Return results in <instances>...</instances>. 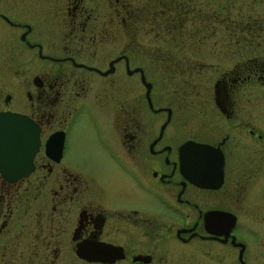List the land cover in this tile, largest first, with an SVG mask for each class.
<instances>
[{
  "label": "flooded vegetation",
  "instance_id": "obj_1",
  "mask_svg": "<svg viewBox=\"0 0 264 264\" xmlns=\"http://www.w3.org/2000/svg\"><path fill=\"white\" fill-rule=\"evenodd\" d=\"M0 112V264H264V0H0Z\"/></svg>",
  "mask_w": 264,
  "mask_h": 264
},
{
  "label": "water",
  "instance_id": "obj_2",
  "mask_svg": "<svg viewBox=\"0 0 264 264\" xmlns=\"http://www.w3.org/2000/svg\"><path fill=\"white\" fill-rule=\"evenodd\" d=\"M21 121L22 118L17 114L0 112V171L3 174H6L8 165L22 171L30 168L27 160L29 161L33 152L31 147L36 144L35 133H29L28 129L20 124ZM7 160L12 162L9 164ZM20 161H25L26 164L18 165Z\"/></svg>",
  "mask_w": 264,
  "mask_h": 264
},
{
  "label": "rangeland",
  "instance_id": "obj_3",
  "mask_svg": "<svg viewBox=\"0 0 264 264\" xmlns=\"http://www.w3.org/2000/svg\"><path fill=\"white\" fill-rule=\"evenodd\" d=\"M238 14H240V8H239V6H238V4L237 3H234V6H233V15H238ZM89 160V163L91 164L92 162L93 163H96V165H97V167L98 168H100V170L103 172V173H105V168H106V163H105V161L102 159V158H95V159H92V161H91V159L89 158L88 159ZM95 165V166H96Z\"/></svg>",
  "mask_w": 264,
  "mask_h": 264
}]
</instances>
